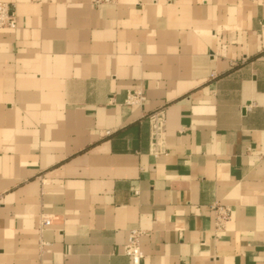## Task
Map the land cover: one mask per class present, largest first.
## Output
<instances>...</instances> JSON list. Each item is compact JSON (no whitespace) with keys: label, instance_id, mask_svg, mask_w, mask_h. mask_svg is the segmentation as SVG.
I'll return each mask as SVG.
<instances>
[{"label":"crops","instance_id":"obj_1","mask_svg":"<svg viewBox=\"0 0 264 264\" xmlns=\"http://www.w3.org/2000/svg\"><path fill=\"white\" fill-rule=\"evenodd\" d=\"M2 1L0 264H264V0Z\"/></svg>","mask_w":264,"mask_h":264},{"label":"built area","instance_id":"obj_2","mask_svg":"<svg viewBox=\"0 0 264 264\" xmlns=\"http://www.w3.org/2000/svg\"><path fill=\"white\" fill-rule=\"evenodd\" d=\"M93 5L102 4H116L119 0H90ZM16 12L14 5L0 0V29H14L17 25ZM260 33L263 34L264 39V21L260 22ZM145 100L143 92L139 89H132L127 92L125 103L127 105H141ZM150 128L157 143V137L162 133L164 128V116L162 111H158L149 117ZM214 220L217 229L224 228L226 222L230 219L231 209L227 204L216 203L213 206ZM42 224H51V219L45 218ZM143 230L138 228H131L127 232V240L124 245L123 253L126 255L132 264H140L143 258V251L141 249L140 237Z\"/></svg>","mask_w":264,"mask_h":264}]
</instances>
